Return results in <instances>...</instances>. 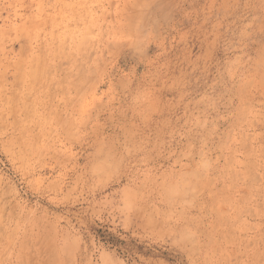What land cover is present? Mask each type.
I'll list each match as a JSON object with an SVG mask.
<instances>
[{
    "label": "rangeland",
    "instance_id": "1",
    "mask_svg": "<svg viewBox=\"0 0 264 264\" xmlns=\"http://www.w3.org/2000/svg\"><path fill=\"white\" fill-rule=\"evenodd\" d=\"M0 264H264V0H0Z\"/></svg>",
    "mask_w": 264,
    "mask_h": 264
}]
</instances>
